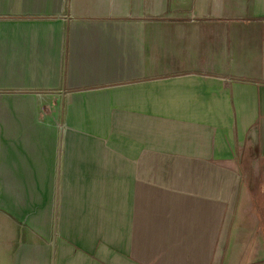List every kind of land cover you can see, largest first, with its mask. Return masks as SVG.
Masks as SVG:
<instances>
[{"label":"crops","instance_id":"crops-1","mask_svg":"<svg viewBox=\"0 0 264 264\" xmlns=\"http://www.w3.org/2000/svg\"><path fill=\"white\" fill-rule=\"evenodd\" d=\"M23 1L50 19L10 29L0 264H212L206 168L248 164L264 194V0Z\"/></svg>","mask_w":264,"mask_h":264},{"label":"rangeland","instance_id":"rangeland-1","mask_svg":"<svg viewBox=\"0 0 264 264\" xmlns=\"http://www.w3.org/2000/svg\"><path fill=\"white\" fill-rule=\"evenodd\" d=\"M29 2L30 1L23 0H0V95H6V93H8L7 78L9 80L20 79L18 68L13 67L14 57L12 55L14 51H11L10 44V40L13 38L12 35H10V29L17 28L20 25L30 24L34 21L50 19L49 15L31 16L17 12L18 9H16V7H18V5L27 4ZM39 2L47 3L45 0H39ZM7 7H9V9H7ZM183 41L185 47L191 45L188 44L189 42H193V40L188 39ZM167 43L168 41L162 39L157 40L156 48L158 52L164 51L165 44ZM177 44H179V41L172 40V48ZM36 93L39 94L36 95L38 104L41 100H46L48 98H62L59 96H52L58 95L55 92L42 93L41 91H36ZM68 98L69 96L66 95L65 101L68 100ZM8 101L11 100L5 98V96L3 99H0V146L7 148H9L12 138V127L9 126L10 123H20L18 121H20V118L24 117V115L10 114L7 111V107L9 106ZM64 113L65 111L62 112V114ZM45 115L47 114H39V119H44L43 116ZM60 125L65 127L66 132L68 126H65L63 122H61ZM247 166H249L248 169L244 170L242 165H215L212 167L214 170L212 179L209 178L211 170L207 167V177L205 180L198 182V191H205L210 194L211 197L215 194L214 198L208 199L204 197L197 200L199 202V209L201 212H204V214L199 215L200 232H197V234H199L197 238H201V243L204 242V237H207V230L204 229V226L213 221L217 224V240L212 241L208 246L203 245L201 248L202 254H213L212 264H264V236L262 235V230L257 220V213L254 207V196L250 191V188H253L255 185V180L250 177L252 174L251 166L246 164V167ZM216 172L217 175L215 174ZM203 173L205 176L203 167L197 168L198 176ZM222 175H227L229 180H223L221 178ZM225 176H223V178H225ZM230 177H234V179ZM5 182L7 181H0V188H3L1 185ZM208 201L214 202L215 213H208V207L210 210L212 209V204H210L211 202L208 204ZM176 211L177 210H170L165 215V221L167 219V223L170 227L175 223L173 221L180 216L175 215ZM25 212L28 213L29 211ZM25 212L23 211V213ZM184 213L188 214L190 212L184 209L183 214ZM177 214H180V211H177ZM11 218H16V216L11 213L0 211V219L11 220ZM156 221L160 223L159 216ZM163 223L164 222H162V224ZM153 236H158L159 239L161 234ZM162 251L164 254H171L174 250L167 249Z\"/></svg>","mask_w":264,"mask_h":264},{"label":"trees","instance_id":"trees-1","mask_svg":"<svg viewBox=\"0 0 264 264\" xmlns=\"http://www.w3.org/2000/svg\"><path fill=\"white\" fill-rule=\"evenodd\" d=\"M252 195L254 196V207L259 215L260 221H264V194L259 189H252ZM264 228V226H262Z\"/></svg>","mask_w":264,"mask_h":264}]
</instances>
